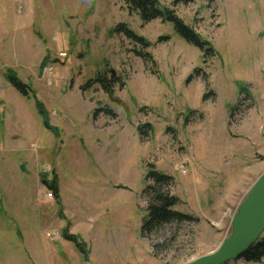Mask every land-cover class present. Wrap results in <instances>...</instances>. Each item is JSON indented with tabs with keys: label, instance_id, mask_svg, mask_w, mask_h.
I'll use <instances>...</instances> for the list:
<instances>
[{
	"label": "rangeland",
	"instance_id": "374dc122",
	"mask_svg": "<svg viewBox=\"0 0 264 264\" xmlns=\"http://www.w3.org/2000/svg\"><path fill=\"white\" fill-rule=\"evenodd\" d=\"M158 1L212 57L167 21L142 24L122 0H0V264H184L230 234L264 171V0ZM119 23L147 41L155 66L111 32ZM101 72L123 82V107L99 85L81 91ZM97 108L116 117L93 119ZM147 164L173 178L175 210L197 221L141 235ZM54 177L58 197L42 181Z\"/></svg>",
	"mask_w": 264,
	"mask_h": 264
},
{
	"label": "trees",
	"instance_id": "16d2710c",
	"mask_svg": "<svg viewBox=\"0 0 264 264\" xmlns=\"http://www.w3.org/2000/svg\"><path fill=\"white\" fill-rule=\"evenodd\" d=\"M127 6L129 11L136 13L142 24H147L155 19H160L161 21H167L172 24L174 31L178 34L185 42L189 45L199 49L203 53V58L207 59L213 56V48L207 42L202 40L199 35L188 25H186L172 10H168L160 5L158 0H122ZM215 0H208L211 4ZM114 34L123 35L128 41L138 44L144 51L147 47V41L137 36L134 32L128 29L125 24H117L111 31ZM168 37H160L159 41H166ZM143 51H134L137 56L141 57L145 64H151L155 66V62L151 54ZM195 76L199 75V70L195 71ZM192 75L188 80L192 79ZM5 78L7 82L13 87L21 96L34 99L36 110L39 116L42 118V123L44 128L49 129L50 126L47 121V114L44 111L43 106L38 100L32 95V90L29 85L22 82L16 74L7 69L5 71ZM94 85H99L104 93L108 96L111 102L118 104L123 107V103L114 97V87H123V82L119 81L118 78L114 77L112 74L98 73L95 77L87 80L80 89L82 92L90 90ZM207 99V95L203 97ZM104 113L106 116L115 118L116 114L110 108H97L93 114V119H96L98 114ZM149 125L138 126V132L141 136L146 135L145 128ZM148 171L144 176L145 186L142 190L143 196L147 200L146 207V218L143 219L141 224V235L151 234L154 231L163 230L168 225L171 224H182L185 222H195L197 221L191 215L184 214L175 210L176 205L179 200L176 196L172 195L170 192V187L173 183V178L162 172L157 171L152 164H147ZM43 183L47 188L52 191L58 197V182L56 178H52L50 181H44ZM62 237L66 241L72 243L75 248L82 255H86V250L84 244L81 242L77 236L69 234L67 230H63ZM153 247H158L154 245ZM264 257V233L257 239V241L237 260H242L244 263H258L261 262ZM237 261H230L224 264H236Z\"/></svg>",
	"mask_w": 264,
	"mask_h": 264
},
{
	"label": "water",
	"instance_id": "95a60500",
	"mask_svg": "<svg viewBox=\"0 0 264 264\" xmlns=\"http://www.w3.org/2000/svg\"><path fill=\"white\" fill-rule=\"evenodd\" d=\"M264 233V171L248 190L230 220V234L218 247L184 264H224L237 261Z\"/></svg>",
	"mask_w": 264,
	"mask_h": 264
},
{
	"label": "built area",
	"instance_id": "2783aa9c",
	"mask_svg": "<svg viewBox=\"0 0 264 264\" xmlns=\"http://www.w3.org/2000/svg\"><path fill=\"white\" fill-rule=\"evenodd\" d=\"M47 196L49 197V193L47 194ZM46 237L51 240H56L58 238V235L56 231H51L46 233Z\"/></svg>",
	"mask_w": 264,
	"mask_h": 264
},
{
	"label": "crops",
	"instance_id": "0c3cea01",
	"mask_svg": "<svg viewBox=\"0 0 264 264\" xmlns=\"http://www.w3.org/2000/svg\"><path fill=\"white\" fill-rule=\"evenodd\" d=\"M236 264H264V257H263L262 261L258 262V263H244L242 260H239L236 262Z\"/></svg>",
	"mask_w": 264,
	"mask_h": 264
}]
</instances>
